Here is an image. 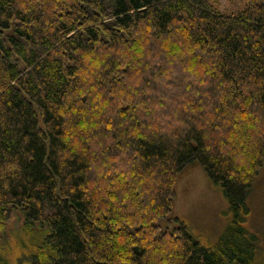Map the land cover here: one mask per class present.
<instances>
[{
  "label": "trees",
  "instance_id": "16d2710c",
  "mask_svg": "<svg viewBox=\"0 0 264 264\" xmlns=\"http://www.w3.org/2000/svg\"><path fill=\"white\" fill-rule=\"evenodd\" d=\"M243 1L0 0V264H264V3ZM193 160L227 204L212 246L157 226Z\"/></svg>",
  "mask_w": 264,
  "mask_h": 264
},
{
  "label": "rangeland",
  "instance_id": "374dc122",
  "mask_svg": "<svg viewBox=\"0 0 264 264\" xmlns=\"http://www.w3.org/2000/svg\"><path fill=\"white\" fill-rule=\"evenodd\" d=\"M244 7L243 0H218L221 12L236 14ZM248 206L250 214L246 226L258 238L260 253H264V167L253 181ZM178 221L205 246H212L228 223L226 201L196 160L183 166L175 184L170 213L159 220L157 226L161 232L171 231ZM9 228L12 230L13 226ZM16 264L25 263L20 258Z\"/></svg>",
  "mask_w": 264,
  "mask_h": 264
}]
</instances>
